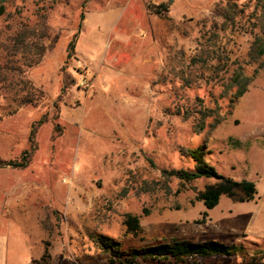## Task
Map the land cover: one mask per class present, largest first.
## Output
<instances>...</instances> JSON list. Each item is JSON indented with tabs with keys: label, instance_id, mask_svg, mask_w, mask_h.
<instances>
[{
	"label": "rangeland",
	"instance_id": "374dc122",
	"mask_svg": "<svg viewBox=\"0 0 264 264\" xmlns=\"http://www.w3.org/2000/svg\"><path fill=\"white\" fill-rule=\"evenodd\" d=\"M168 1L164 16L149 7ZM216 1L23 0L10 22L32 23L35 8L51 7L50 37L39 58L27 57L31 67H22L27 84L0 87V158L29 152L24 169L0 167L7 264L38 260L45 242L48 264H109L92 239L98 234L124 248L170 238L227 245L243 238L244 250L264 252V70L210 132L193 134L192 121L174 113L175 105L211 89L188 64ZM218 44L243 56L247 38L227 35ZM188 75L191 88H179ZM27 98L31 103L21 105ZM199 144L219 174L255 184L252 200L223 196L207 210L196 196L213 180L177 191L174 179L161 177V170L190 167L180 150ZM203 213L205 223L197 224ZM127 214L139 218L136 238L125 232Z\"/></svg>",
	"mask_w": 264,
	"mask_h": 264
},
{
	"label": "trees",
	"instance_id": "16d2710c",
	"mask_svg": "<svg viewBox=\"0 0 264 264\" xmlns=\"http://www.w3.org/2000/svg\"><path fill=\"white\" fill-rule=\"evenodd\" d=\"M23 0H0V20L6 25L0 28V87L14 88L18 83L26 85L25 70L31 67L29 55L39 58L45 41L50 37L48 15L51 7L35 8L34 21L18 19L10 22L14 13L19 14ZM170 1L151 5L155 15L164 16L169 11ZM19 18V17H18ZM199 48L189 58L188 67L196 70L197 77L210 90L203 97L194 96L193 103L175 105L174 113L183 121H192L193 134L199 135L212 131L230 114L234 103L248 90L249 85L264 70V0H217L208 15L201 21ZM78 31L75 34L77 37ZM241 35L247 38V47L243 54L235 55L231 50L220 46L218 42L226 36ZM74 52V41L68 43L66 59ZM18 79V81H17ZM179 88L190 89V76L180 79ZM63 79V88H65ZM217 88L216 92L214 89ZM207 100V101H206ZM187 101V100H186ZM31 98L21 102L29 105ZM224 109V111H223ZM39 120L36 125H39ZM34 134V125L30 136ZM247 146V144H244ZM181 156L190 163V167L175 170H161V177L174 179L181 191L185 186L199 179L213 180L196 199L207 210L216 207L221 197H228L243 203L253 199L255 184L248 180L235 181L219 174L206 161L205 145L193 148H181ZM29 161V152L24 151L17 160H2L0 167L24 169ZM207 214L203 213L197 224L205 223ZM125 232L133 238L138 237L141 228L139 218L127 214L124 219ZM94 243L107 256L109 264H204L206 258H237L239 264H264V252L249 253L243 243L222 244L215 241L190 242L170 238L153 245L141 247H123L122 243L107 235L92 237ZM49 244L45 242L42 255L28 264H48Z\"/></svg>",
	"mask_w": 264,
	"mask_h": 264
},
{
	"label": "crops",
	"instance_id": "0c3cea01",
	"mask_svg": "<svg viewBox=\"0 0 264 264\" xmlns=\"http://www.w3.org/2000/svg\"><path fill=\"white\" fill-rule=\"evenodd\" d=\"M243 235V234H242ZM243 243V238L239 239L237 241V243ZM7 252H8V248H7V240L4 234L0 233V264H7ZM210 259V258H209ZM215 259V258H214ZM237 258H233V259H227V260H235ZM238 261V259H237ZM239 264V261H238Z\"/></svg>",
	"mask_w": 264,
	"mask_h": 264
}]
</instances>
